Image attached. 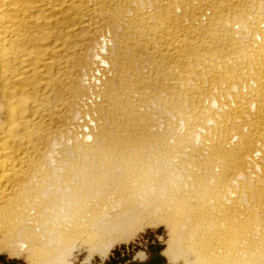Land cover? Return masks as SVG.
I'll list each match as a JSON object with an SVG mask.
<instances>
[{
	"label": "bare ground",
	"instance_id": "6f19581e",
	"mask_svg": "<svg viewBox=\"0 0 264 264\" xmlns=\"http://www.w3.org/2000/svg\"><path fill=\"white\" fill-rule=\"evenodd\" d=\"M160 224L122 264H264V0H0V262Z\"/></svg>",
	"mask_w": 264,
	"mask_h": 264
},
{
	"label": "rangeland",
	"instance_id": "374dc122",
	"mask_svg": "<svg viewBox=\"0 0 264 264\" xmlns=\"http://www.w3.org/2000/svg\"><path fill=\"white\" fill-rule=\"evenodd\" d=\"M162 229H163V233L165 232L164 233L165 235L162 233ZM135 231L136 232L132 231L129 235L125 237L118 236L117 240L114 239L113 241L114 244L113 246L110 247L111 250L109 249L108 252L105 254V256H102L98 252L89 251L90 249H87L88 247H86L85 245H80L79 247H76L71 252L72 254L70 258L71 264H103L104 262L109 260V257L114 258V260L109 262V264H114V263L122 264V262H126L129 258L126 256V254L128 255L130 251L133 254L134 253L136 254L138 252H141L140 251L141 248H144L143 252L145 253L144 256L146 257V258L144 257L142 261H147L150 257V254L148 253L149 251L146 250L147 248L146 246H150L153 244L155 245L154 243L155 238L157 239V242L163 245L164 247H166V245L169 242V233H167L168 232L167 227H165V225L163 224L154 227L152 225L150 227L146 226L144 228H140ZM120 253H121V257L123 258L122 261H120L118 258V256H120ZM3 255L6 256L7 260L16 259L17 262L14 264H27V259L24 254L17 255L16 257L15 256L11 257V255L10 254L8 255L7 252H3ZM159 259L161 261L160 256H158V260ZM129 261H132V258L128 260V262ZM136 261L137 260H135V262ZM0 264L2 263L0 262Z\"/></svg>",
	"mask_w": 264,
	"mask_h": 264
},
{
	"label": "water",
	"instance_id": "95a60500",
	"mask_svg": "<svg viewBox=\"0 0 264 264\" xmlns=\"http://www.w3.org/2000/svg\"><path fill=\"white\" fill-rule=\"evenodd\" d=\"M162 260V259H161Z\"/></svg>",
	"mask_w": 264,
	"mask_h": 264
}]
</instances>
